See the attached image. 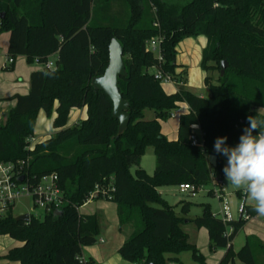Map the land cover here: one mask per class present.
<instances>
[{
    "label": "trees",
    "instance_id": "obj_1",
    "mask_svg": "<svg viewBox=\"0 0 264 264\" xmlns=\"http://www.w3.org/2000/svg\"><path fill=\"white\" fill-rule=\"evenodd\" d=\"M116 2L119 12L113 11ZM5 32L10 33L7 53L13 60L23 56L33 65L35 58L44 63L57 57L54 69L31 74L28 94L10 98L15 104L0 124V162L24 161L25 173L37 178L57 174L66 203L61 214L50 212L43 220L32 217L26 223L13 214L1 219L0 235L22 244L3 258L19 264H97L82 260V252L97 242L100 219L79 209L98 190L93 200L117 204L120 227H133L118 251L123 260L167 264L190 252L195 262L206 264L182 228L187 219L157 189L225 179L227 158L214 151L215 140L226 136L227 145L235 146L249 126L248 116L264 118L257 113L264 108V0H0V34ZM201 35L207 39L201 69L218 71L217 84L205 78L208 97L185 87L186 71L176 61L177 46ZM157 37L162 63L146 49ZM113 39L124 48L127 76L118 85L130 116L119 137L112 101L91 85L104 75ZM223 62L228 64L221 76ZM155 69L181 82L176 93L164 91L151 72ZM182 103L189 111L180 115L178 139L168 140L161 121ZM85 107L87 118L67 126L71 110ZM145 109L154 110V120L144 119ZM41 111L48 119L56 113V132L31 149ZM193 125L204 135L203 151L190 144ZM148 147L155 152L153 175L141 168ZM209 156L216 157L215 167ZM200 206L202 214L188 221L207 229L212 252L227 250L220 264H233L235 258L257 264L254 248L264 249L263 242L249 237L238 252L232 247L248 220L224 223L209 204ZM189 209L184 203L181 213ZM248 214L257 215L251 205Z\"/></svg>",
    "mask_w": 264,
    "mask_h": 264
},
{
    "label": "rangeland",
    "instance_id": "obj_2",
    "mask_svg": "<svg viewBox=\"0 0 264 264\" xmlns=\"http://www.w3.org/2000/svg\"><path fill=\"white\" fill-rule=\"evenodd\" d=\"M176 2L184 3L187 0H172ZM120 4L118 2L113 4V11L119 12ZM205 38L204 37H191L185 39L181 46H179V52L177 61L178 64H186V76L187 80V87L189 90L195 92L196 94L208 97L209 96V88L205 84V78L209 76L211 78L212 84H217L218 79V71H208L205 72L201 69V60H202V52L203 47H205ZM3 45V39L0 41V47ZM4 54V51H1V55ZM3 55V56H4ZM51 61L55 63L56 58L52 57ZM1 62V58H0ZM11 71V69H10ZM154 72V70H151ZM7 71L3 72L0 76V91L6 90L9 88V82L6 80L5 75H7ZM163 89L167 93H173L175 90L179 88V84H170V83H163ZM6 102V104L2 103ZM9 101H0V122L6 121L8 119L9 111L13 108L14 104H11L12 107L8 105ZM5 106V108H4ZM183 106V105H182ZM260 109V110H259ZM259 113L264 115V108H259ZM155 112L152 109H145L144 111V119L147 121L155 119ZM2 124V123H0ZM162 125V133L168 138V140H175L178 139V118H168L164 121H161ZM38 128L40 131H37L34 134V141L31 142V149H34L35 144L41 142L43 139L52 136L54 133L53 131L47 130V126L39 122ZM227 161L224 162L226 165ZM156 166L155 161V152L153 147H148L146 149L145 155L142 157L141 168L144 169L149 175H153ZM132 172L135 173L133 169ZM212 188V184L204 186L203 189L198 192L196 195L192 196L187 193H182L179 190L178 186H168L167 188H162L163 196L168 200L170 205H178L182 204V202H191L194 203V208H192L191 213L193 215L200 216L202 214V208L200 205L202 204H210L211 209L213 212H217L220 209V204L217 200L215 194H208L209 190ZM217 190H220V186L217 187ZM223 191L225 192V196L229 202L230 208L232 209V214L234 219H238V211L237 208L241 203V196L242 190H236L232 186L228 184L227 180L223 182ZM248 203H252L247 199ZM95 204L91 205L94 206ZM90 211V207H83L80 209V213L83 215L86 212ZM13 214L15 217L24 215V214H31L36 216L38 219L43 220L44 214L41 210L36 209L34 207L33 201L28 197L20 198L19 200L15 201L14 203V210ZM237 234L235 238V242H233V250L238 252L246 243L247 238L253 237L256 240H260L262 244H264V216H257L252 217ZM17 243L19 241L12 239L8 236L0 235V264H17V262H10L4 259L5 255L10 249L17 247ZM189 256L191 255L190 252H184ZM254 255L257 261V264H264V249L256 247L254 248ZM239 264H243L242 262Z\"/></svg>",
    "mask_w": 264,
    "mask_h": 264
},
{
    "label": "crops",
    "instance_id": "obj_3",
    "mask_svg": "<svg viewBox=\"0 0 264 264\" xmlns=\"http://www.w3.org/2000/svg\"><path fill=\"white\" fill-rule=\"evenodd\" d=\"M197 37H204V36H197ZM191 38V37H190ZM205 38V37H204ZM3 39V45L0 47V76L3 75V72H8L7 75H5L6 80L9 82L10 85L9 88H6V90L0 91V101H9L10 108L12 107L11 104H15V101H11L10 98H12L14 95H26L28 94L30 88V76L35 71L42 70L41 66L38 65H30L27 62L26 57L19 56L14 59V64L7 68L4 67L5 60L8 57L7 48H8V41L10 39V33L5 32L0 34V41ZM187 39V38H185ZM184 39V40H185ZM183 40V41H184ZM182 41V42H183ZM205 47L207 46V39L205 38ZM181 42V43H182ZM181 43L179 46H181ZM179 46H177V57L179 52ZM203 47V50L205 49ZM1 51H4V54L1 55ZM4 55V56H3ZM52 57H57L56 55ZM51 57V58H52ZM176 57V61H177ZM50 58V60H51ZM179 62V61H178ZM177 62V64H178ZM180 65V64H179ZM184 69L187 67L185 63L181 64ZM11 68V71H10ZM187 80L185 87H187ZM173 84L174 83H170ZM178 90V89H177ZM175 90L173 93L168 94H174L177 92ZM189 90V89H188ZM165 91V90H164ZM191 91V90H189ZM166 92V91H165ZM193 92V91H191ZM167 93V92H166ZM196 94L195 92H193ZM198 96L205 97L202 95L197 94ZM6 104V102H2ZM183 105V106H182ZM57 106V104H56ZM5 108V106H4ZM189 111V106L186 103H182L179 105V108L174 110L171 118H178V126H179V118L180 115L187 113ZM56 117V113L53 115L52 119H48L44 112H40L38 115V121L35 127V132L40 131L38 128L39 122L42 124H45L47 126V130L53 131L55 133L56 131L52 127V123L54 122L53 119ZM87 118V108L82 109H72L69 115V121L67 126H72L76 123H79V121L85 120ZM0 123L4 124L5 121H1ZM35 138V137H34ZM50 138V137H48ZM48 138H45L43 140H46ZM35 140V139H34ZM42 140V141H43ZM170 140V139H169ZM177 140V139H175ZM142 162V160H141ZM164 187H159L157 191L161 194L163 199L169 204L168 200L163 196V192L160 191ZM184 203L190 204L189 213L187 215L181 213V209L183 207ZM182 202V204L178 205H170L174 206L175 212L177 215L184 217L187 219L185 224L182 225L183 230L188 234V241L190 244L197 246L199 251L205 256L206 264H220L221 260L223 259L226 249H218L216 251L210 250V241L209 240V234L206 228H198L195 223H190L188 220H192L196 217H199L197 215H193L191 213L192 208H194V203L191 202ZM95 204L94 206H91ZM210 205V204H209ZM251 206H253L252 203H250ZM211 206V205H210ZM83 207H90V211L84 213L83 215H96L98 217L99 223H100V233L97 239V242L90 247L84 248L82 252V259L84 261L92 260L97 264H133L128 261H125L121 258L118 251L119 248L122 246V244L129 238L131 233H133V227L130 225H126L123 227H120L118 216H117V204H114L113 202L107 201V200H90L86 202L81 208ZM80 208V209H81ZM202 208V207H201ZM79 209V211H80ZM203 211V209H202ZM258 215L255 216V218ZM231 229L228 230V233H231ZM237 236V235H236ZM236 238V237H235ZM234 238V240H235ZM232 241V247L233 242ZM260 241V240H259ZM261 242V241H260ZM21 243H17V247L21 246ZM8 253V252H7ZM178 261L174 262L176 264H199L195 262L192 258V256H189L187 254L181 253V255L177 256ZM8 261V260H7ZM12 262V261H10ZM15 262V261H13ZM241 261L238 258H235L233 264H239ZM17 264H19L17 262Z\"/></svg>",
    "mask_w": 264,
    "mask_h": 264
},
{
    "label": "built area",
    "instance_id": "obj_4",
    "mask_svg": "<svg viewBox=\"0 0 264 264\" xmlns=\"http://www.w3.org/2000/svg\"><path fill=\"white\" fill-rule=\"evenodd\" d=\"M147 44L146 49L154 53L162 63L160 49L161 38H153L148 41ZM13 64L14 60L8 56L5 60L4 67H10ZM34 64L41 66L44 70H51L56 67L55 63H53L50 59L42 63L38 58H35ZM154 77L162 83L181 84V82H177L170 74L163 73L157 69L154 70ZM189 140L193 147L200 148L203 151V145L205 144L204 135L199 126L193 125ZM32 141H34V138L30 140V142ZM24 166H26L24 161H19L17 163L0 162V220L3 218L5 219L9 216V214H13L15 201L23 197L30 198L33 201L34 207L41 210L44 216L50 212L57 213L61 211L66 203L65 195L61 189L57 174H45L37 178L36 176H29L25 173ZM224 180L225 179L214 178L211 183L212 188L209 190L210 192H208V194H215L220 204V209L217 212H213V215L226 223L235 219L229 202L224 194L225 192L223 191ZM218 186H220V190H217ZM178 187L182 193L194 196L200 192L204 186L195 187L194 185L181 184ZM97 191L98 190L90 195L87 202L93 200ZM239 197L241 198V203L237 208L239 218L250 220L252 217L248 214V206L250 204L247 201V196L244 192H242ZM29 216L31 218L36 217L31 214H29ZM167 264L176 263L168 262Z\"/></svg>",
    "mask_w": 264,
    "mask_h": 264
},
{
    "label": "clouds",
    "instance_id": "obj_5",
    "mask_svg": "<svg viewBox=\"0 0 264 264\" xmlns=\"http://www.w3.org/2000/svg\"><path fill=\"white\" fill-rule=\"evenodd\" d=\"M247 120L249 126L243 129L238 144L228 146L226 136L218 137L214 151L227 158L223 173L228 184L242 190L257 215L264 216V118L255 115Z\"/></svg>",
    "mask_w": 264,
    "mask_h": 264
},
{
    "label": "water",
    "instance_id": "obj_6",
    "mask_svg": "<svg viewBox=\"0 0 264 264\" xmlns=\"http://www.w3.org/2000/svg\"><path fill=\"white\" fill-rule=\"evenodd\" d=\"M227 64V62H223L221 76L224 75ZM126 76L127 72L124 63V48L121 43H119L116 39H113L109 45V64L104 72V75L93 78L91 85L96 91L103 92L112 101L114 107L112 114L113 118L118 120L120 123L118 128V137L122 136L128 125H130V116L127 112L129 102L122 97L118 85L119 78H125ZM208 159L209 163L215 167L216 157L209 156ZM58 214H61V211H59ZM30 218L29 214L15 217L17 221L21 222H28Z\"/></svg>",
    "mask_w": 264,
    "mask_h": 264
}]
</instances>
